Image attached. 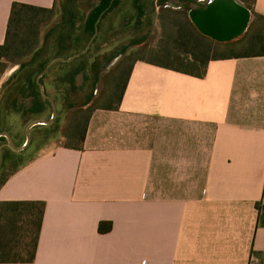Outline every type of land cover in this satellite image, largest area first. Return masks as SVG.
I'll list each match as a JSON object with an SVG mask.
<instances>
[{
  "label": "crops",
  "instance_id": "0c3cea01",
  "mask_svg": "<svg viewBox=\"0 0 264 264\" xmlns=\"http://www.w3.org/2000/svg\"><path fill=\"white\" fill-rule=\"evenodd\" d=\"M237 1L240 38L193 25L219 51L204 78L137 62L81 150L48 147L0 188V202L45 203L32 264H264V56L244 48L264 0ZM14 3L55 0H0V45Z\"/></svg>",
  "mask_w": 264,
  "mask_h": 264
},
{
  "label": "trees",
  "instance_id": "16d2710c",
  "mask_svg": "<svg viewBox=\"0 0 264 264\" xmlns=\"http://www.w3.org/2000/svg\"><path fill=\"white\" fill-rule=\"evenodd\" d=\"M111 3L55 0L49 9L12 5L5 41L0 45V77L9 67L18 68L0 90V133H9L17 146L25 143L28 125L50 120L52 115V105L41 95L37 77L52 61L82 52L95 33L99 16ZM187 4V0H114L90 50L71 63L56 64L41 79L57 105L54 123L34 127L32 142L24 152H15L5 138L0 139V188L52 144L81 150L93 113L119 109L137 62L204 78L208 63L219 51L204 43L187 10L181 9ZM258 19L245 43L247 57L264 56V17ZM168 32L178 37L175 42L180 49L173 56L180 63L141 55ZM44 211L43 202H0V264L35 261ZM110 230L109 223L99 226L101 234Z\"/></svg>",
  "mask_w": 264,
  "mask_h": 264
},
{
  "label": "water",
  "instance_id": "95a60500",
  "mask_svg": "<svg viewBox=\"0 0 264 264\" xmlns=\"http://www.w3.org/2000/svg\"><path fill=\"white\" fill-rule=\"evenodd\" d=\"M113 2L114 0H112V3ZM112 3L110 4L109 8L104 10L99 16L95 24V33L87 47L82 52L75 54L68 59L58 58L52 61L37 77V83L40 87L41 95L52 105V115L50 120H37L28 125L25 131L26 141L22 146H17L9 133H0V139L5 138L11 149L15 152H24L29 148L32 142L31 130L34 127L41 125H51L52 123H54L57 117V105L55 101L47 95L44 86L41 84V79L45 75H47L56 64L71 63L90 50L92 44L99 34V24L103 16L112 7ZM189 18L202 35L209 37L217 42L226 43L236 40L246 33L251 22V13L237 0H211L208 6H206L205 8L201 7L191 10L189 12ZM116 62L117 60H115L114 63ZM17 68L18 67H16L15 70H17Z\"/></svg>",
  "mask_w": 264,
  "mask_h": 264
},
{
  "label": "rangeland",
  "instance_id": "374dc122",
  "mask_svg": "<svg viewBox=\"0 0 264 264\" xmlns=\"http://www.w3.org/2000/svg\"><path fill=\"white\" fill-rule=\"evenodd\" d=\"M175 38L177 40L178 37L176 35L174 36V34H172L170 32H168L167 34H162L161 39L156 41V42L152 41L151 43L154 42L152 47H150L149 50L142 51L141 55L144 57H147L149 59H153V60L159 61V62H164L167 64H178L180 62L178 60H176L173 56V55H176L175 53H176V51H178L177 48L180 49L179 45L175 42ZM242 38H246V36L242 37ZM229 50L236 52V51L241 50V49H234L233 50V48H231ZM15 69H16V66L9 67L7 69V71L5 72V74H3L0 77V90L4 86V84L9 80V78L12 76V74L16 71ZM54 146L57 147L58 145L57 144L50 145V147H54Z\"/></svg>",
  "mask_w": 264,
  "mask_h": 264
},
{
  "label": "flooded vegetation",
  "instance_id": "af4514ba",
  "mask_svg": "<svg viewBox=\"0 0 264 264\" xmlns=\"http://www.w3.org/2000/svg\"><path fill=\"white\" fill-rule=\"evenodd\" d=\"M211 0H197L193 5L196 8L206 7L210 3Z\"/></svg>",
  "mask_w": 264,
  "mask_h": 264
}]
</instances>
